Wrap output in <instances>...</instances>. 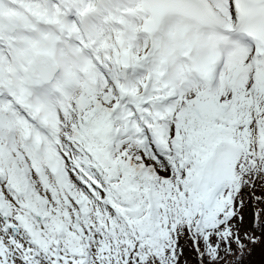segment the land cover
<instances>
[{
    "label": "snow or ice",
    "instance_id": "1",
    "mask_svg": "<svg viewBox=\"0 0 264 264\" xmlns=\"http://www.w3.org/2000/svg\"><path fill=\"white\" fill-rule=\"evenodd\" d=\"M258 245L264 0H0V264Z\"/></svg>",
    "mask_w": 264,
    "mask_h": 264
},
{
    "label": "trees",
    "instance_id": "2",
    "mask_svg": "<svg viewBox=\"0 0 264 264\" xmlns=\"http://www.w3.org/2000/svg\"><path fill=\"white\" fill-rule=\"evenodd\" d=\"M259 235V234H257ZM245 264H264V245H258L247 257Z\"/></svg>",
    "mask_w": 264,
    "mask_h": 264
},
{
    "label": "rangeland",
    "instance_id": "3",
    "mask_svg": "<svg viewBox=\"0 0 264 264\" xmlns=\"http://www.w3.org/2000/svg\"><path fill=\"white\" fill-rule=\"evenodd\" d=\"M254 209H255V205L250 204L249 205V210H248L249 211V216H248L249 222H251V219H252L251 212L254 211ZM257 234H259V233H257ZM179 243L185 249L186 252H190L191 251L188 241H185V240L182 239ZM245 261H248V260H245Z\"/></svg>",
    "mask_w": 264,
    "mask_h": 264
}]
</instances>
